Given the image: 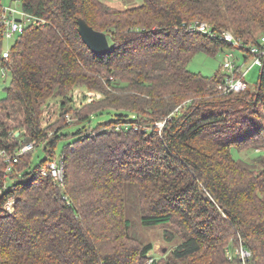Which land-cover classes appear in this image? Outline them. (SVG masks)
<instances>
[{"label": "trees", "instance_id": "obj_1", "mask_svg": "<svg viewBox=\"0 0 264 264\" xmlns=\"http://www.w3.org/2000/svg\"><path fill=\"white\" fill-rule=\"evenodd\" d=\"M19 4L47 24L27 27L0 58L11 69L0 98V264H227L225 249L239 240L250 264H264V60L257 84L240 92L217 88L223 71L187 68L197 51L233 48L220 37L226 30L243 52L258 43L264 0ZM78 18L107 34V53L85 45ZM193 21L218 35L188 30ZM77 87L103 98L74 112L73 123L113 116L63 146L59 186L40 170L71 124L65 114ZM56 97L58 123L43 127L42 107ZM29 141L46 157L32 167V150L7 161ZM248 148L262 153L232 154ZM129 202L142 226H172L180 241L168 257L153 258L152 244L132 233Z\"/></svg>", "mask_w": 264, "mask_h": 264}, {"label": "rangeland", "instance_id": "obj_2", "mask_svg": "<svg viewBox=\"0 0 264 264\" xmlns=\"http://www.w3.org/2000/svg\"><path fill=\"white\" fill-rule=\"evenodd\" d=\"M107 4L114 7H123L136 5L142 2V0H102ZM3 6L13 5L18 6V0H1ZM16 36L11 39L2 38L1 40V50H9L11 45L14 43ZM232 52L234 58L238 59V63L242 62L243 51L239 48H225L224 50H218L214 54H208L204 51H197L193 54L190 60L187 63V68L190 71L201 73L206 76H212L214 73L218 71H222V63L224 62V53ZM250 61L247 62L248 65ZM2 64H0V98L5 95V87H7L10 83L11 74L6 71V75H1ZM260 72V66L254 65L252 66L245 74L244 79L247 82V85L250 89L258 82ZM71 106L67 105L69 108L68 114H65L66 120H68L71 124H68L63 130L62 134L64 135L61 139H59L54 148V156L58 158L61 154L62 148L69 142L74 141L79 137V134L76 132L81 129L83 133H88L92 129L98 126V124L107 121L109 118L113 116L112 113H103L96 116H93L87 122L73 123L76 122L77 119L71 117L74 112H87L88 111V103L97 102L98 100L103 98V95L97 91L86 90L84 88L77 87L75 88L71 94ZM60 98H51L46 101V103L42 107V115H41V124L43 127L49 125H56L58 123V118L60 115ZM97 104V103H96ZM76 118V117H75ZM72 120V121H71ZM264 123V119H263ZM162 125V121L156 122V126L160 128ZM262 153L259 149L248 148L243 151H239L236 149L232 150V154L235 158H241L244 160H251ZM46 157L45 151L42 149L41 145L35 144L33 150L31 151L30 156V166L36 165L41 159ZM22 163V161H21ZM10 206V205H9ZM126 217H128L131 221V231L132 233L138 237L143 243L150 242L152 244V250L150 251V255L153 258L159 257H168L171 254L172 248L180 241L178 236L174 233V230L171 225H161V226H142L139 222V214L136 206L129 202L126 206ZM167 237L170 239H167ZM236 244V243H235ZM164 250V251H163Z\"/></svg>", "mask_w": 264, "mask_h": 264}, {"label": "built area", "instance_id": "obj_3", "mask_svg": "<svg viewBox=\"0 0 264 264\" xmlns=\"http://www.w3.org/2000/svg\"><path fill=\"white\" fill-rule=\"evenodd\" d=\"M19 2V0H18ZM47 24V20L34 13L26 12L18 3V6L8 5L3 6L0 1V28L2 29V38L11 39L14 36L21 34L27 27L44 26ZM187 29L190 31H196L201 33H209L212 36L218 35L216 32L210 30L209 25L202 21H193L187 24ZM226 42L230 43L233 47L242 49L240 42L236 39L232 33L228 30L221 33ZM258 43H251L246 46L245 52H243L242 62L238 63V59L234 58L232 52L224 53V62L222 63V71L227 74L223 83H220L217 88L222 92H240L244 91L248 85L244 79L246 72L254 65H262L264 60V34L259 36ZM10 54L9 50H1L0 58H8ZM250 61L248 65L247 62ZM6 71L10 72L11 69L6 66H2L1 75L5 76ZM35 146L34 141H29L23 144L15 155L7 156V161L16 159V155L31 151ZM0 155L4 156V152H0ZM7 171H10V167H7ZM43 176L50 177V179L59 186L64 183V165L62 157L55 158L46 163L40 170ZM13 201L10 200L6 203L5 207L8 210L12 209ZM10 205V206H9ZM225 256L227 264H250V251L244 248L242 242L228 246L225 249Z\"/></svg>", "mask_w": 264, "mask_h": 264}, {"label": "water", "instance_id": "obj_4", "mask_svg": "<svg viewBox=\"0 0 264 264\" xmlns=\"http://www.w3.org/2000/svg\"><path fill=\"white\" fill-rule=\"evenodd\" d=\"M77 32L94 54H105L110 50L107 34L94 29L82 18L77 19Z\"/></svg>", "mask_w": 264, "mask_h": 264}]
</instances>
